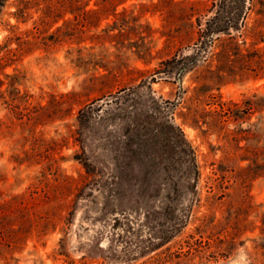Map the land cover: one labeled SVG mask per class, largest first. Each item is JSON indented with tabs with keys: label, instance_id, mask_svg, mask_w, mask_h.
I'll return each mask as SVG.
<instances>
[{
	"label": "rangeland",
	"instance_id": "1",
	"mask_svg": "<svg viewBox=\"0 0 264 264\" xmlns=\"http://www.w3.org/2000/svg\"><path fill=\"white\" fill-rule=\"evenodd\" d=\"M219 2L0 0V264H264V71L180 69ZM146 82L195 151L196 201L166 198L163 143L116 186L122 125L151 115L104 112Z\"/></svg>",
	"mask_w": 264,
	"mask_h": 264
},
{
	"label": "trees",
	"instance_id": "2",
	"mask_svg": "<svg viewBox=\"0 0 264 264\" xmlns=\"http://www.w3.org/2000/svg\"><path fill=\"white\" fill-rule=\"evenodd\" d=\"M219 1V9L216 10L215 15L202 24L199 22L198 30L202 36L201 43L189 50L190 52L192 51V55L182 56V68L180 69L193 68L199 63V59L205 62L208 60L207 58L213 56L215 58L213 60L216 62L225 61L226 63L232 62L233 64L236 59L242 58L243 63L247 64V69L256 73L264 71V52L257 49L260 44H264V0ZM50 10L51 7H49ZM252 12L255 15L261 16V19H258L254 22L253 26L247 28V22ZM47 22V20H44L43 23L46 24ZM248 38H251L252 41L247 42ZM216 40L220 41L219 45L215 44ZM242 40L243 42L239 44ZM245 45H249L250 47L247 49L248 53L242 55L241 47ZM231 58L232 60H230ZM146 84L147 82L129 91L125 90L124 92L126 93H123V95L121 93L120 95L113 96V99L116 98V100L111 103H115L116 109L109 106L104 112L108 117L113 116L111 114L118 110V113L121 115L128 114L129 109L132 107V109H135V113L130 110L129 114L133 113V117L137 115L142 116L144 112H146V117L151 115V120L141 121L146 123L143 128L140 125V118L133 119L131 123H124L122 125L126 131H124L122 137L118 138V142L122 146L121 153H119L124 164L120 166L119 170L121 174L119 173L117 176L116 186L120 184L119 180L122 181L124 176L127 184L130 183L132 178L136 176L134 175V171L137 165L140 168L139 172L144 173L143 183H146L148 174L145 172V169L148 168V165L149 167H154L155 165V163L149 164L148 159L152 157L156 158L157 148L154 146L163 143L165 149L163 151V154H165L163 160H165L162 163L165 164L163 171L166 176L164 180L169 183L171 188L166 198L172 201L180 191L193 189L196 201L199 167L195 151L186 140L182 128L177 126L171 119H168V117L166 118L168 115L166 109L163 108L161 101L155 98L150 85L149 87H144ZM143 88L148 90L147 93L143 92ZM111 103L109 105H112ZM103 114L98 113L97 116L101 115L103 119H107ZM157 114H160L163 118V123L159 124L160 126L154 117ZM153 125L156 127L157 132L155 131V134H150L149 130ZM152 148H154L153 151ZM150 151H152V155H149ZM145 159L146 163H144ZM143 163L145 164L144 168L141 166ZM177 166L185 168V173L178 169ZM187 169H189L188 172L186 171ZM148 214L149 217L152 215V213ZM186 219L187 217L184 216L182 219L174 222L171 228V230H174L173 233L168 232L166 235L160 237V243L155 248L159 249L168 244L175 234L179 233L186 226Z\"/></svg>",
	"mask_w": 264,
	"mask_h": 264
},
{
	"label": "bare ground",
	"instance_id": "3",
	"mask_svg": "<svg viewBox=\"0 0 264 264\" xmlns=\"http://www.w3.org/2000/svg\"><path fill=\"white\" fill-rule=\"evenodd\" d=\"M192 131V130H191Z\"/></svg>",
	"mask_w": 264,
	"mask_h": 264
}]
</instances>
